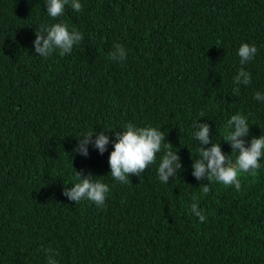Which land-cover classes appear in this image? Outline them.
I'll return each mask as SVG.
<instances>
[{
  "label": "trees",
  "instance_id": "16d2710c",
  "mask_svg": "<svg viewBox=\"0 0 264 264\" xmlns=\"http://www.w3.org/2000/svg\"><path fill=\"white\" fill-rule=\"evenodd\" d=\"M209 2L80 0V12L66 5L65 23L83 39L55 58L54 73L37 70L46 59L20 54L26 45L7 23L9 12L40 20L43 0H0V264H47L49 248L57 264H264V158L240 174L239 191L196 183L192 166L168 183L144 173L121 184L110 175L109 136L103 154L70 155L71 173L51 165L60 143L87 133L94 141L129 122L192 147L195 123L206 122L233 162L238 153L223 140L232 115L248 117L246 141L264 134V101L254 99L264 94V0H231L206 24ZM241 43L257 53L243 65L251 83L236 95ZM114 44L125 60L110 58ZM76 172L111 185L106 205L65 198ZM193 198L205 222L190 212Z\"/></svg>",
  "mask_w": 264,
  "mask_h": 264
},
{
  "label": "clouds",
  "instance_id": "9594fccd",
  "mask_svg": "<svg viewBox=\"0 0 264 264\" xmlns=\"http://www.w3.org/2000/svg\"><path fill=\"white\" fill-rule=\"evenodd\" d=\"M230 3L231 0H210L206 9V24L224 14ZM69 4L76 12L82 10L80 0H43L44 14L40 20L32 17L18 20L10 12L7 14L8 26L26 45V48L19 49L20 54L29 58L31 51L37 57L46 59L35 63L37 70L49 67L54 71V62L58 55H70L78 50L77 44L82 41L83 34L75 27L70 28L63 18L66 15L65 6ZM219 32L228 34L227 31ZM256 53L257 47L254 44L241 43L239 46L237 55L242 67L233 77V84L237 85L233 89L234 94H239V85L251 83V73L246 71L243 65L252 61ZM109 56L113 60L123 61L127 52L123 45L114 44ZM52 82L61 81L55 74ZM254 99L264 101V94L256 92ZM123 127L124 129L113 134L99 132L94 141L91 139L94 133H87L82 138L77 137L60 143L51 163L53 169L58 174L71 173L73 165L69 161L70 155L74 158L80 154L87 156L97 149L103 154L109 144V137H114V150L109 154L108 163L111 177L121 184L130 182V174L140 176L144 173L157 174L161 182L168 183L170 177H177L181 167L192 166V175L195 177L193 180L196 183L215 180L225 186H234L239 191L240 174L259 169L261 159L264 158V134L258 138L253 137L250 142L246 141L245 137L250 131L248 117L240 113L232 115L227 121L229 131L223 139L230 144L232 153H238L234 162L222 151L221 148L225 146L217 142L206 122L194 125V147L184 140H170L165 131L156 126H137L129 122ZM89 143H94L96 149ZM76 174L77 182L63 191L65 198L75 203L86 199L97 207L106 205L111 185L98 179L94 180L91 173L84 178H81L79 172ZM210 191V185L204 184L203 194L206 195ZM193 201L190 212L198 217L200 222H205L206 215L199 208L195 198ZM45 253L47 264H57V253L53 249H46Z\"/></svg>",
  "mask_w": 264,
  "mask_h": 264
}]
</instances>
